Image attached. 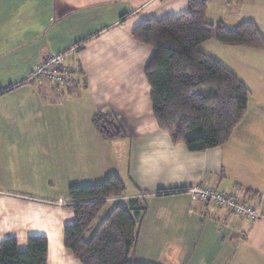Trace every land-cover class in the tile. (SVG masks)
Listing matches in <instances>:
<instances>
[{
	"label": "crops",
	"instance_id": "crops-1",
	"mask_svg": "<svg viewBox=\"0 0 264 264\" xmlns=\"http://www.w3.org/2000/svg\"><path fill=\"white\" fill-rule=\"evenodd\" d=\"M189 1L0 0V117L7 120L0 124V242L15 237L26 250L29 236H46L48 264H82L64 244L75 213L59 189L116 174L128 182L124 197L136 196L146 208L135 259L264 264V102L256 103V77L244 78L240 62L259 68L264 81V48L217 38L200 45L250 90L247 112L223 145L190 151L174 144L154 116L145 71L155 48L134 39L133 30L186 13ZM207 1L209 22L253 21L264 34V0ZM57 53L71 73L67 86L31 77ZM98 112L112 113L126 136L102 138L92 121ZM87 155L105 162L99 175L84 167ZM194 185L224 191L260 216L246 219L193 198ZM149 245L163 247L159 257L140 253Z\"/></svg>",
	"mask_w": 264,
	"mask_h": 264
},
{
	"label": "trees",
	"instance_id": "trees-1",
	"mask_svg": "<svg viewBox=\"0 0 264 264\" xmlns=\"http://www.w3.org/2000/svg\"><path fill=\"white\" fill-rule=\"evenodd\" d=\"M207 12V0H190L186 13L148 19L133 30L134 39L155 48L145 73L158 126L174 144L194 152L221 146L232 137L250 94L236 73L200 45L217 38L264 48V34L255 22L227 27L209 22ZM92 121L104 139L126 136L112 113L98 112ZM126 195L127 184L116 174L69 188L75 220L64 228V244L82 264H161L135 259L146 208L140 198ZM48 246L41 235L29 236L26 250H20L17 238H7L0 242V264H48Z\"/></svg>",
	"mask_w": 264,
	"mask_h": 264
},
{
	"label": "built area",
	"instance_id": "built-area-1",
	"mask_svg": "<svg viewBox=\"0 0 264 264\" xmlns=\"http://www.w3.org/2000/svg\"><path fill=\"white\" fill-rule=\"evenodd\" d=\"M32 78H45L52 83L67 86L70 82L71 73L63 63V53L53 54L47 60L38 64L33 69ZM193 198L202 197L213 201L218 206H224L234 214L246 219H253L260 216L253 205L240 202L234 196L224 191L215 190L206 185H194L189 188Z\"/></svg>",
	"mask_w": 264,
	"mask_h": 264
},
{
	"label": "rangeland",
	"instance_id": "rangeland-1",
	"mask_svg": "<svg viewBox=\"0 0 264 264\" xmlns=\"http://www.w3.org/2000/svg\"><path fill=\"white\" fill-rule=\"evenodd\" d=\"M253 56V55H252ZM252 56H250V57H252ZM241 63H243L244 65H245V67L244 66H241L242 67V69L241 70H243L242 71V74L244 75L243 77L245 78V77H247V78H251L252 76H255L256 77V85H253L254 83H255V81L254 80H252L251 79V85L254 87V89L256 90V103H258V102H260L261 101V103L262 102H264V81H263V79H262V77H261V75H260V69L258 68L257 70H256V72L252 69V68H250V69H248V67H246V64L243 62V61H240ZM244 67V68H243ZM259 76V77H258ZM263 85V86H262ZM251 86V87H252ZM253 87H252V90H253ZM251 97H252V95H251ZM3 121V123L4 124H7L6 123V119L4 120V118H1L0 117V124H1V122ZM9 123V122H8ZM12 123V122H11ZM118 147H116V149H117ZM43 149H41V151H42ZM37 151V150H36ZM44 151V150H43ZM38 152H40V151H38ZM97 152H99V151H97ZM90 156L91 155H87L86 157H85V159H84V167L85 168H91V169H94V171L96 172V174L97 175H99L100 173H101V171H102V169L104 170V165H105V162H102V165H100L101 163L99 162V159H96L94 162H91V159H90ZM30 158H31V160H33L32 159V157L30 156ZM122 167V166H121ZM65 172V171H64ZM87 172L88 171H85L84 172V174L86 175L87 174ZM100 172V173H99ZM101 176H104V174H102ZM40 175L37 173V179H40ZM53 181H54V179H53ZM88 181V180H87ZM89 181H92V180H89ZM93 181H97V179H95V180H93ZM101 181H103V180H101ZM100 181V182H101ZM25 182V181H24ZM127 182V181H126ZM85 183H90V182H85ZM97 183H99V182H97ZM128 183V182H127ZM59 189V188H58ZM20 190H22V191H26V188L24 187V184H23V182H21V186H20ZM62 190V191H61ZM59 189V193H61V194H63L64 196H66L67 197V194H68V192H64L63 191V189ZM36 193L38 194V193H40V192H38V191H36ZM143 240H145V238H142ZM143 246V245H142ZM163 248V247H162ZM162 248H158V250H157V248H156V246H153V245H149L148 246V248H146L144 251V253H143V250L142 251H140V253L141 254H145V257H157L158 255H160L159 253H158V251L159 250H161ZM21 250V249H20ZM136 255L139 257V258H141L142 256H139L137 253H136ZM159 257V256H158Z\"/></svg>",
	"mask_w": 264,
	"mask_h": 264
}]
</instances>
